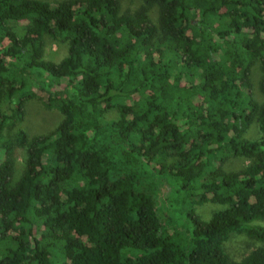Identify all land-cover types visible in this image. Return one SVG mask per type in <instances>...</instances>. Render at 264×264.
Instances as JSON below:
<instances>
[{
	"label": "trees",
	"instance_id": "trees-1",
	"mask_svg": "<svg viewBox=\"0 0 264 264\" xmlns=\"http://www.w3.org/2000/svg\"><path fill=\"white\" fill-rule=\"evenodd\" d=\"M141 1L0 0V264H264V0ZM34 97L63 122L10 135Z\"/></svg>",
	"mask_w": 264,
	"mask_h": 264
},
{
	"label": "rangeland",
	"instance_id": "rangeland-1",
	"mask_svg": "<svg viewBox=\"0 0 264 264\" xmlns=\"http://www.w3.org/2000/svg\"><path fill=\"white\" fill-rule=\"evenodd\" d=\"M47 2H55L60 0H42ZM122 11H136L142 4L141 0H120ZM152 19L157 22L158 20V12L157 9H153L151 13ZM18 34H23L25 30V24H21V26H17L16 29ZM7 44H4V48H6ZM3 48V49H4ZM66 55V47L64 45H54L51 44L47 47V55L46 58L53 61H60ZM262 72L259 67H254L252 71V83L254 85L255 96L258 101H262L263 97L259 91V82ZM65 85V82H59L55 85L54 90L60 91ZM12 105L8 102H4L1 105V113L11 114ZM25 119L23 123L18 125L16 128L10 131V135H13L17 130L24 131L29 138H33L41 135H50L52 132L56 131L57 127L63 122L64 116L56 111V110H48L43 105L41 99L34 97L31 100L27 101L25 106ZM107 118L117 119L118 115L115 111L110 112L107 115ZM7 133V130H5ZM8 134V133H7ZM260 136V132L256 125H253L248 131L247 138L256 139ZM22 156V151L20 152ZM0 156H3V153L0 152ZM249 161L244 158H232L225 165L224 169L227 172H239L243 170ZM23 159L20 157L18 159L17 166V174L16 178L22 174L23 171ZM224 209L223 206L217 204H205L203 206L197 207V213L204 219L205 221H209L212 215ZM264 226V222L258 223ZM261 246V244L255 240L249 239L244 235H233L230 240L225 244V249L227 253L232 257V259L236 261H240L245 258L247 255L255 251Z\"/></svg>",
	"mask_w": 264,
	"mask_h": 264
}]
</instances>
